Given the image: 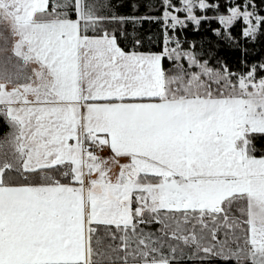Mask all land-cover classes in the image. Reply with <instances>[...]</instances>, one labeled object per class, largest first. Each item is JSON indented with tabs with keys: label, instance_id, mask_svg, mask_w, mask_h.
Listing matches in <instances>:
<instances>
[{
	"label": "snow or ice",
	"instance_id": "6c2138e0",
	"mask_svg": "<svg viewBox=\"0 0 264 264\" xmlns=\"http://www.w3.org/2000/svg\"><path fill=\"white\" fill-rule=\"evenodd\" d=\"M123 6L0 0V264H264V63L234 71L179 35L215 23L231 45L239 24L255 40L264 15L255 0ZM145 20L159 51L123 43Z\"/></svg>",
	"mask_w": 264,
	"mask_h": 264
},
{
	"label": "trees",
	"instance_id": "16d2710c",
	"mask_svg": "<svg viewBox=\"0 0 264 264\" xmlns=\"http://www.w3.org/2000/svg\"><path fill=\"white\" fill-rule=\"evenodd\" d=\"M132 0H116L117 4H123L124 6L118 9L120 15H161L160 11H149V9L141 7L139 11H133L128 6ZM156 9L160 8V0H151ZM258 10L261 15H264V0H255ZM223 4V0H221ZM213 13L209 12L208 15ZM110 27L119 28L120 25H112ZM124 29L129 34V39L123 41L128 44L133 42V38L141 41L142 50L159 51L163 45V28L162 23L159 21L145 20L142 23L133 25L131 23L125 24ZM217 27L215 23H204L199 31H194L193 27H189L183 32L179 33L180 38L187 42H195L198 47L203 46L205 49L213 48L217 58L222 59L227 63L230 69L234 71H246L247 67L253 64L264 63V30L258 34L255 40L245 39L240 35V25L238 24L233 29V35L235 40L231 45L220 41L215 35H213L211 28ZM188 46L187 43L184 45ZM10 55V53H9ZM14 58V64L16 63ZM247 66V67H246ZM7 131L3 121H0V135ZM179 264H201L200 261L184 259L179 261ZM203 264H225L221 260L205 261ZM230 264V262H229Z\"/></svg>",
	"mask_w": 264,
	"mask_h": 264
},
{
	"label": "rangeland",
	"instance_id": "374dc122",
	"mask_svg": "<svg viewBox=\"0 0 264 264\" xmlns=\"http://www.w3.org/2000/svg\"><path fill=\"white\" fill-rule=\"evenodd\" d=\"M4 56H11V52H10V55H9V53H6V54H4ZM4 56H0V60H3L4 59ZM14 58L15 57H13V59H12V63L8 65V71L9 72H15L16 71V69L12 66L14 64V61H13ZM106 154L107 153H104L103 155H106Z\"/></svg>",
	"mask_w": 264,
	"mask_h": 264
},
{
	"label": "crops",
	"instance_id": "0c3cea01",
	"mask_svg": "<svg viewBox=\"0 0 264 264\" xmlns=\"http://www.w3.org/2000/svg\"><path fill=\"white\" fill-rule=\"evenodd\" d=\"M11 51H9L8 53H10ZM35 67L34 65H29L27 69H25L24 71H26L28 74H31V69ZM107 155V154H106Z\"/></svg>",
	"mask_w": 264,
	"mask_h": 264
},
{
	"label": "built area",
	"instance_id": "2783aa9c",
	"mask_svg": "<svg viewBox=\"0 0 264 264\" xmlns=\"http://www.w3.org/2000/svg\"><path fill=\"white\" fill-rule=\"evenodd\" d=\"M104 154V153H103Z\"/></svg>",
	"mask_w": 264,
	"mask_h": 264
}]
</instances>
